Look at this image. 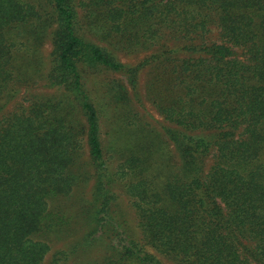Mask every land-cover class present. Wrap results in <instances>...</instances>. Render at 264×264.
Segmentation results:
<instances>
[{
  "label": "trees",
  "instance_id": "obj_1",
  "mask_svg": "<svg viewBox=\"0 0 264 264\" xmlns=\"http://www.w3.org/2000/svg\"><path fill=\"white\" fill-rule=\"evenodd\" d=\"M146 68L161 132L121 79L96 80L137 92ZM39 83L55 93L4 113ZM101 118L120 133L108 152ZM90 181L79 241L106 249L91 264H264V0H0V264H41L58 203Z\"/></svg>",
  "mask_w": 264,
  "mask_h": 264
},
{
  "label": "rangeland",
  "instance_id": "obj_2",
  "mask_svg": "<svg viewBox=\"0 0 264 264\" xmlns=\"http://www.w3.org/2000/svg\"><path fill=\"white\" fill-rule=\"evenodd\" d=\"M51 51V46L49 42L45 43L42 53L45 57L49 55ZM149 54L141 53L138 55L127 56V55H118L119 60L122 63L128 65H136L142 59H144ZM146 69H142L138 76V87L137 92L132 91L131 87L127 85L126 79L120 75H116L114 73L108 72L105 75L97 78L96 80H119L121 79L127 86V89L131 96V101L134 104V109L136 112L135 120H139L140 123H145L146 126L150 129H153L157 132H161L163 128L171 127V124L167 123L163 117L156 111L152 103L145 96V84L148 79V71ZM94 78L90 79L87 83V86L91 90L94 83ZM32 87V86H31ZM28 87V88H31ZM56 90L46 88L43 86V83H39L31 88V90L26 89V87H21L16 97L8 103L5 112H11L17 107V103L27 104V100L29 98V94H46L51 95L55 93ZM115 127L114 123L112 125L107 122L104 118L100 120V137L103 142V146L105 151L108 152V143L119 137L120 133H117L115 137L111 135V130ZM129 137V136H128ZM133 140L132 138H130ZM172 148V147H171ZM85 151L87 152V148L85 146ZM105 152V160L107 161V166L109 167V171L113 172L115 165L117 164V157L114 161L112 158H108ZM87 154H85V158ZM211 160L209 159L206 163L207 166H210ZM93 181H90L86 187L84 186V195L81 196L69 195L68 198H64L62 202L58 203L61 214L65 215L67 218V222L65 224H58V230L50 232L48 234V240H46L49 251L45 255L41 264H91L97 258L101 257L105 253V248L102 245L93 246L86 248L83 245H80V235L86 229V225L84 220L86 219V212L88 211L91 201V192L93 188ZM113 193L115 195V204L112 210L116 211L118 216H123L125 220L128 221L129 225H135V218L133 210L131 209L128 198L124 195L122 189L118 186L113 187ZM90 203V204H88ZM82 204V207H81ZM133 228V227H132Z\"/></svg>",
  "mask_w": 264,
  "mask_h": 264
}]
</instances>
